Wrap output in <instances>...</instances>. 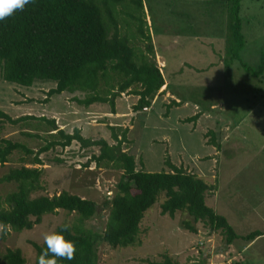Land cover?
<instances>
[{"label": "rangeland", "instance_id": "obj_1", "mask_svg": "<svg viewBox=\"0 0 264 264\" xmlns=\"http://www.w3.org/2000/svg\"><path fill=\"white\" fill-rule=\"evenodd\" d=\"M142 3L155 63L167 86L145 110L131 109L134 95L123 93L115 97V107L127 113L123 124L126 128L130 126L122 149L134 156L136 169L167 171L164 161L168 160L186 172L200 174L213 187L207 192L205 203L223 215L236 234L263 231L264 72L262 76H251L241 63L253 68L264 49V0L240 1L238 16L244 43L238 58L228 65L223 62L222 3L215 0H142ZM137 44L144 48V42ZM51 86V83L35 82L25 87L7 83L0 76V109L10 118L43 116L53 119L58 128L67 132L78 127L83 137H102L112 142L108 126L114 122L107 114L109 103L85 107L71 100V95L81 98L82 93L48 96L46 91ZM171 99L181 102L167 106ZM196 112L200 115L189 119ZM35 119L27 120V124L1 121L0 138L19 141L32 151L37 150L47 141V135L32 129L29 133L41 137L21 132L32 128L37 123ZM209 137L216 139V145L208 143ZM95 153L96 146L80 148L76 141L63 149L55 146L41 152L42 188L32 195L65 190L94 201L96 213L82 224L100 232L120 172L96 167L93 162L83 166ZM21 156L20 152H12L9 161L0 165V176L7 167L18 166ZM12 188L11 183L0 181V196ZM163 198L160 193L144 211L136 244L110 248L100 242L96 264H145V260H160L163 254L177 264H237L238 261L264 264V237L238 254L248 241L237 238L226 245L217 231L193 222L184 212L176 211L173 216L160 214ZM63 221L75 224L76 215L58 209L44 214L30 229L10 230L0 238V252L6 247L18 248L25 264H31L34 260L31 242L41 243L42 234L51 232ZM184 221L196 231L185 229Z\"/></svg>", "mask_w": 264, "mask_h": 264}, {"label": "trees", "instance_id": "obj_2", "mask_svg": "<svg viewBox=\"0 0 264 264\" xmlns=\"http://www.w3.org/2000/svg\"><path fill=\"white\" fill-rule=\"evenodd\" d=\"M215 1L224 6L223 62L228 65L232 59L238 58L244 43L238 16L241 0ZM146 25L142 0H34L23 10L0 20L1 79L25 87L35 82L51 83L53 87L46 91L48 96L79 92L82 97L71 95L72 101L85 107L109 103L111 113L115 97L128 93L136 96L131 109L141 110L167 86L155 63ZM140 42L145 43L143 49L137 44ZM241 66L251 76H262L264 49L253 68L243 63ZM162 85L164 89L159 91ZM180 102L171 99L167 106ZM198 115L200 113L196 112L189 119ZM32 118H36L37 123L21 132L39 137L38 133H29L32 129L47 135V141L37 150L32 151L19 141L0 138V165L9 161L12 152L22 154L20 164L7 167L0 176L1 182L13 185L10 191L0 196V222L17 232L32 228L44 214L58 209L73 212L77 223L63 221L52 230L61 232L62 225H71L63 234L76 246L75 258L58 259V264H96L100 242L110 248L136 244L143 213L160 193L164 196L159 204L160 214L173 216L176 211L184 212L193 222H201L209 231H217L226 245L238 237L250 241L261 234L258 230L241 236L236 234L226 218L205 203L206 194L213 187L180 166L166 160L167 171L136 169L134 156L121 147L126 140V127L109 125L112 140L109 143L102 137H83L75 127L66 132L58 128L53 119L31 115L10 118L0 109V122L27 124L26 121ZM209 138L208 143L216 145L214 137ZM72 141H76L80 148L97 147V153L91 154L83 166L93 162L96 167L120 172L100 232L91 231L82 224L96 213L94 201L65 190L51 195H32L42 188L39 154L55 146L63 149ZM183 226L191 232L196 231L187 221ZM31 246L34 250L31 264H38V257L46 245L42 241L31 242ZM0 264H25V261L18 248L6 247L0 252ZM145 264L177 262L163 254L160 260H145Z\"/></svg>", "mask_w": 264, "mask_h": 264}, {"label": "clouds", "instance_id": "obj_3", "mask_svg": "<svg viewBox=\"0 0 264 264\" xmlns=\"http://www.w3.org/2000/svg\"><path fill=\"white\" fill-rule=\"evenodd\" d=\"M30 2L34 0H0V20L12 16L17 10H23ZM70 227L71 225L64 224L61 232L51 231L42 234L46 248L39 255L38 264H58V259L73 260L75 258L76 246L63 234ZM9 231L10 226L0 222V236L6 235Z\"/></svg>", "mask_w": 264, "mask_h": 264}, {"label": "crops", "instance_id": "obj_4", "mask_svg": "<svg viewBox=\"0 0 264 264\" xmlns=\"http://www.w3.org/2000/svg\"><path fill=\"white\" fill-rule=\"evenodd\" d=\"M164 89V85H162V87L159 89L160 91L161 90H163ZM165 95H168V96H171V95H169L168 94V92H165ZM123 96V95H122ZM128 96V95H127ZM135 98H136V96H134V100H135ZM171 98V97H170ZM153 101V100H152ZM132 104H133V102H131ZM131 104V105H132ZM87 107H93L92 106V104H90L89 106H87ZM194 108H196V107H194ZM90 111H92V109L90 110ZM86 112V111H85ZM107 114H109L111 117H112V120H113V124H111V125H113V126H119V127H121V128H125L126 127V125H124L123 124V122H125V117H124V115L125 114H127L124 110H121V111H119L116 107H115V105L113 106V112L111 113V112H109L108 111V113ZM129 127L130 126H128L127 128L129 129ZM60 128H62V127H60ZM75 128H77V129H79L78 127H75ZM64 131H66L64 128H62ZM79 131H81L80 129H79ZM67 132V131H66ZM106 140H108L107 138H106ZM215 141H216V139H214ZM112 141V140H111ZM216 143V142H215ZM219 143V142H218ZM198 177L200 176V174H196ZM201 178V177H200ZM215 187H216V185H215ZM255 230H258V229H255ZM261 234L259 235V236H256L254 239H252V240H250V241H248V242H245V244L244 245H239V246H241L240 248H239V250H238V254L239 253H241V251L242 250H244V249H246L247 247H249L250 245H252L255 241H257V240H259V239H262L263 237H264V230L263 231H261V230H258ZM238 238H240V237H238ZM237 239V238H236ZM235 240V239H234ZM233 240V241H234ZM237 264H242L241 262H239L238 261V263Z\"/></svg>", "mask_w": 264, "mask_h": 264}, {"label": "built area", "instance_id": "obj_5", "mask_svg": "<svg viewBox=\"0 0 264 264\" xmlns=\"http://www.w3.org/2000/svg\"><path fill=\"white\" fill-rule=\"evenodd\" d=\"M147 109L146 107H143V110Z\"/></svg>", "mask_w": 264, "mask_h": 264}]
</instances>
